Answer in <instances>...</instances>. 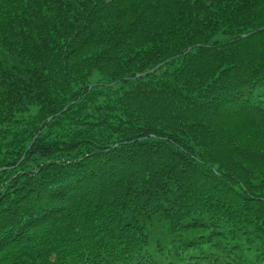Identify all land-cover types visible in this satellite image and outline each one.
Returning a JSON list of instances; mask_svg holds the SVG:
<instances>
[{
    "label": "trees",
    "instance_id": "trees-1",
    "mask_svg": "<svg viewBox=\"0 0 264 264\" xmlns=\"http://www.w3.org/2000/svg\"><path fill=\"white\" fill-rule=\"evenodd\" d=\"M262 29L264 0H0V264H264Z\"/></svg>",
    "mask_w": 264,
    "mask_h": 264
},
{
    "label": "water",
    "instance_id": "water-1",
    "mask_svg": "<svg viewBox=\"0 0 264 264\" xmlns=\"http://www.w3.org/2000/svg\"><path fill=\"white\" fill-rule=\"evenodd\" d=\"M262 30H264V29H262ZM251 34H245L244 36H243V38L245 37H249ZM165 64V62L164 63H161V64H159V65H157L156 67H154L153 69H151L150 71H148V72H145V73H142V74H138L137 75V77L136 78H141V77H144V76H147V75H149V74H152V73H154L157 69H159L162 65H164ZM90 88H92V86L90 87ZM67 109V108H66ZM66 109H64V111L66 110ZM63 111V112H64ZM51 119H53L52 117L49 119V120H51Z\"/></svg>",
    "mask_w": 264,
    "mask_h": 264
}]
</instances>
